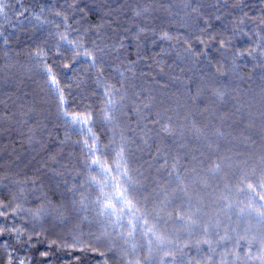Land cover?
Segmentation results:
<instances>
[{
  "label": "trees",
  "instance_id": "trees-1",
  "mask_svg": "<svg viewBox=\"0 0 264 264\" xmlns=\"http://www.w3.org/2000/svg\"><path fill=\"white\" fill-rule=\"evenodd\" d=\"M0 264H264V0H0Z\"/></svg>",
  "mask_w": 264,
  "mask_h": 264
}]
</instances>
